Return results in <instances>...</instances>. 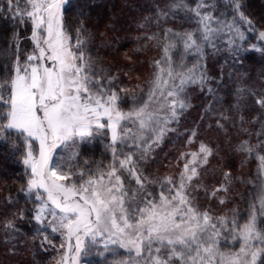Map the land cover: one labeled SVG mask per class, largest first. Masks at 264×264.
Here are the masks:
<instances>
[{"label":"snow or ice","instance_id":"1","mask_svg":"<svg viewBox=\"0 0 264 264\" xmlns=\"http://www.w3.org/2000/svg\"><path fill=\"white\" fill-rule=\"evenodd\" d=\"M90 7L0 0V264H264V7Z\"/></svg>","mask_w":264,"mask_h":264},{"label":"trees","instance_id":"2","mask_svg":"<svg viewBox=\"0 0 264 264\" xmlns=\"http://www.w3.org/2000/svg\"><path fill=\"white\" fill-rule=\"evenodd\" d=\"M74 3H80L81 0H73ZM122 2V0H87V3L89 5H93V7L86 8L85 11L89 13V17L92 21L91 24H89V28H91L93 25H98L100 31H104V24L107 23V17L112 14V5L115 3L117 6ZM252 7L255 11L259 12L262 7H264V0H251ZM95 5H98V7H95ZM99 14V15H98ZM135 33L133 32V35ZM126 43L127 48H131L133 45L132 43ZM222 47V46H221ZM154 53L148 52L145 55L151 56ZM111 58V57H109ZM228 60V56L224 54L222 51L220 55L213 56L208 63V68L210 69V75L211 76H217L219 72V68L221 64H224L225 61ZM148 71L147 65H144L142 68V73H146ZM225 75H227L228 68L225 67L224 69ZM238 72H245L249 73L252 76V80L249 81V83H252L253 81L256 82L257 86H259V77L261 74V64L259 61V54H256V57L252 60H249L247 62V66L243 69H237ZM142 78L144 76L142 75ZM215 86V85H214ZM204 97L199 95V90L196 89L194 93V99H193V105H199L203 101ZM201 111L200 107H193L189 110L187 113L188 121L192 120H198L199 119V113ZM167 150V149H166ZM101 151V148H97L95 150L96 155L99 156ZM163 155V153H161ZM255 161H253L250 165L246 166L243 170L244 176L247 178V176L255 171ZM21 170V166L13 160H4L2 157H0V186H2V183L4 180H10L11 177L9 175H5V173H18ZM248 188V185L244 184H238L236 186L235 191L244 194ZM233 203L238 204L241 209L245 207V202L243 200H236ZM231 207V205H229ZM26 230V229H25ZM46 264H48V259L46 258Z\"/></svg>","mask_w":264,"mask_h":264}]
</instances>
